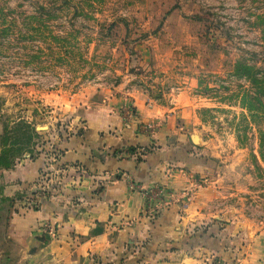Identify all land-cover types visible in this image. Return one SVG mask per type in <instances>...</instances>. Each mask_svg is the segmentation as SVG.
<instances>
[{
  "label": "rangeland",
  "instance_id": "1",
  "mask_svg": "<svg viewBox=\"0 0 264 264\" xmlns=\"http://www.w3.org/2000/svg\"><path fill=\"white\" fill-rule=\"evenodd\" d=\"M238 60L257 68L264 92V0H0V148L6 123L9 131L20 119L35 125L39 136L13 165L41 157V188L60 140L83 132L105 94L143 93L159 103L180 96L199 122L185 128L180 117L177 127L214 169L195 185L213 190L215 224L233 230L246 216L264 226V94L234 74ZM187 239L201 261L234 264L248 237L227 235L236 246L228 260ZM19 257L1 233L0 264H22Z\"/></svg>",
  "mask_w": 264,
  "mask_h": 264
},
{
  "label": "crops",
  "instance_id": "2",
  "mask_svg": "<svg viewBox=\"0 0 264 264\" xmlns=\"http://www.w3.org/2000/svg\"><path fill=\"white\" fill-rule=\"evenodd\" d=\"M126 98L105 94L100 107L87 111L83 132L60 140L39 208L9 210L10 250L22 264H215L189 254L187 238L228 260L236 246L227 235L242 233L248 240L237 245L234 264H264V226L242 216L233 230L217 227L219 213L209 209L213 190L195 185V177L214 169L177 127L180 117L185 128L199 122L189 103L180 96L152 102L143 93ZM151 120L159 126L141 129ZM44 167L41 157H23L0 168L3 194L35 188ZM201 224L209 230L199 233Z\"/></svg>",
  "mask_w": 264,
  "mask_h": 264
},
{
  "label": "trees",
  "instance_id": "3",
  "mask_svg": "<svg viewBox=\"0 0 264 264\" xmlns=\"http://www.w3.org/2000/svg\"><path fill=\"white\" fill-rule=\"evenodd\" d=\"M256 67L254 65L248 64L242 60H238L234 74L240 77H246L251 80L254 84H260L259 90L264 94L262 83L257 77ZM260 92V91H259ZM260 99H258V102ZM261 102V101H260ZM243 106H246L243 102ZM261 108V107H260ZM80 134V133H78ZM35 136H39V132L36 130L35 125L32 123L20 119L18 122L14 124L13 127H10V131L8 130V124L6 123L4 126L3 132V143L0 148V168H11L14 165L15 159L23 154L24 145L31 143ZM130 151H134V148L129 149ZM264 156V155H263ZM33 158V157H31ZM13 165V166H12ZM56 166V165H55ZM40 179L37 180V182ZM36 182V181H35ZM36 182V184H37ZM1 190V189H0ZM41 188H32L24 190L22 193L17 194L15 197H7L3 194L2 190L0 191V224L2 225L4 220L3 213H9L11 207H26L30 209H38L40 205H36L33 203V200H38L40 193H42ZM7 218V216H6ZM5 230L0 227V234L4 233Z\"/></svg>",
  "mask_w": 264,
  "mask_h": 264
},
{
  "label": "built area",
  "instance_id": "4",
  "mask_svg": "<svg viewBox=\"0 0 264 264\" xmlns=\"http://www.w3.org/2000/svg\"><path fill=\"white\" fill-rule=\"evenodd\" d=\"M49 188H50V182H49V180H47L46 184L41 186V189L44 192L40 193L38 200H33V203H35L36 205H39L40 204V198H42L47 193ZM48 227H49V230H51V232H53V233L56 232L55 227H51V226H48Z\"/></svg>",
  "mask_w": 264,
  "mask_h": 264
}]
</instances>
